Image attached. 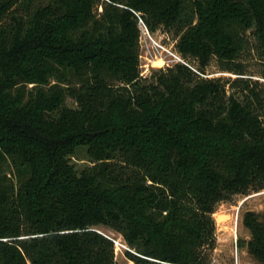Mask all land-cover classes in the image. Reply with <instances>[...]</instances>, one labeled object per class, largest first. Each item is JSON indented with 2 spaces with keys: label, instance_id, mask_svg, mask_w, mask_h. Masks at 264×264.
I'll return each mask as SVG.
<instances>
[{
  "label": "trees",
  "instance_id": "trees-1",
  "mask_svg": "<svg viewBox=\"0 0 264 264\" xmlns=\"http://www.w3.org/2000/svg\"><path fill=\"white\" fill-rule=\"evenodd\" d=\"M134 11L196 70L142 75ZM245 53L264 67V0H0V264H120L111 224L134 264H208L217 204L264 190ZM245 223L264 264V214Z\"/></svg>",
  "mask_w": 264,
  "mask_h": 264
},
{
  "label": "rangeland",
  "instance_id": "rangeland-1",
  "mask_svg": "<svg viewBox=\"0 0 264 264\" xmlns=\"http://www.w3.org/2000/svg\"><path fill=\"white\" fill-rule=\"evenodd\" d=\"M99 11H102L101 7H99ZM138 26L141 28L139 22ZM150 34L152 39L142 32L139 38L140 70L145 77H151L158 69L166 70L175 65L174 57L168 51L182 57L181 53L177 51V37L174 31H165L164 28H159L154 33L150 31ZM245 55L243 61H249L247 65L250 71L258 74V71L264 68L263 65L251 60L252 55L246 53ZM159 63L160 65H157ZM207 70L215 75L220 74L217 72L220 70L218 61L212 60ZM225 75L222 77L233 78L236 76L234 74ZM69 103L72 104L71 101ZM69 160L79 173L86 167H92L97 163L89 155L88 146L85 145L78 146L74 154L69 156ZM249 211L264 214V190L250 194H236L229 200L217 204L213 214L216 224V242L215 248L208 250V264H261L248 251L251 231L245 223V216ZM112 225H101L97 227V230L104 235L121 239L127 246V249L115 250L116 262L134 264L126 255V251L135 253L134 249Z\"/></svg>",
  "mask_w": 264,
  "mask_h": 264
},
{
  "label": "built area",
  "instance_id": "built-area-1",
  "mask_svg": "<svg viewBox=\"0 0 264 264\" xmlns=\"http://www.w3.org/2000/svg\"><path fill=\"white\" fill-rule=\"evenodd\" d=\"M134 13L136 14V16L138 17V22H139V25H140V31L142 33H144L145 35L149 36L151 39V34H150V30L148 29V27L146 26L145 22L143 21V19L141 18L140 14L135 12ZM141 35V34H140ZM141 37V36H140ZM173 57H174V61H175V64L177 63H181V64H185L187 66H189L190 68H192L193 70H196L189 62H187L184 58L178 56L177 54L171 52V51H168ZM106 237H108L114 244V249L117 250V249H121V248H125L127 249V246L121 241V239H117V238H114V237H110L108 235H105Z\"/></svg>",
  "mask_w": 264,
  "mask_h": 264
},
{
  "label": "bare ground",
  "instance_id": "bare-ground-1",
  "mask_svg": "<svg viewBox=\"0 0 264 264\" xmlns=\"http://www.w3.org/2000/svg\"><path fill=\"white\" fill-rule=\"evenodd\" d=\"M157 65H160V63H159V64H157Z\"/></svg>",
  "mask_w": 264,
  "mask_h": 264
}]
</instances>
